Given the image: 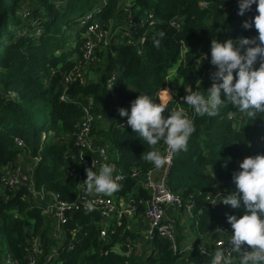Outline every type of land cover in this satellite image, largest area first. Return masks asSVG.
<instances>
[{
    "label": "trees",
    "instance_id": "1",
    "mask_svg": "<svg viewBox=\"0 0 264 264\" xmlns=\"http://www.w3.org/2000/svg\"><path fill=\"white\" fill-rule=\"evenodd\" d=\"M105 1L104 5L103 0H0V264L9 254L23 263L25 248L33 239L42 244L40 264L59 246L43 209L31 204V192L9 195L4 188L6 171L17 164L19 155L27 152L31 160L38 159L34 167L38 191L76 200L82 167L74 139L83 108L90 106L104 117L94 128L96 141L110 148L116 169L126 175L113 194L126 197L134 193L137 182L131 173L155 168L142 155L157 149L164 155L166 146L162 141L147 145L129 125L121 128L127 117H121L118 109L130 112L131 103L140 94L160 104L159 94L172 88L173 71L175 96L164 105L162 116L183 110L193 119L195 131L187 150L174 154L168 183L184 204L194 202L188 216L199 239L187 257L175 254L167 241L157 240L155 252L145 264H210L215 242L227 237L214 233L215 228L230 225L227 215L245 213L243 208L234 209L222 201L213 203L211 195L218 190L233 193L232 175L239 170V163L264 154V114L251 120L226 103L217 116H196L183 97L189 89L206 94L212 85L211 74L216 70L210 63L213 39L235 42L258 35L254 27H242L243 21H251L257 14L256 5L238 15V0H133L129 9L126 0ZM123 16L127 22L123 38L114 37L95 52L94 58L105 60L98 80L67 84L64 80L77 68L75 58L81 54L89 26L96 22L104 27ZM175 20L181 24L179 29L172 26ZM131 28L137 29L131 33L135 44L127 42ZM156 40L159 46H155ZM100 47L105 48L103 52ZM258 66L259 60L254 67ZM114 75L117 83L111 90L108 83ZM64 94L70 101L62 100ZM221 99H225L223 92ZM17 138L25 148L17 146ZM139 197L148 200L149 194L143 192ZM144 211L145 206H140L138 215ZM16 212L21 216H15ZM101 220L97 212H81L66 223L64 230L68 234L77 231L78 239L75 250L61 254L63 264H139L137 257L127 259L111 252L115 243H124L126 251L127 242L138 238L126 229L127 221L103 243L99 238ZM69 240L70 235L65 244ZM178 241L180 245L184 242L180 236ZM202 245L209 248L205 255L199 251ZM146 252L145 248L143 254ZM238 260L234 258L233 264Z\"/></svg>",
    "mask_w": 264,
    "mask_h": 264
},
{
    "label": "clouds",
    "instance_id": "2",
    "mask_svg": "<svg viewBox=\"0 0 264 264\" xmlns=\"http://www.w3.org/2000/svg\"><path fill=\"white\" fill-rule=\"evenodd\" d=\"M253 4L257 14L251 21H243L242 27H254L257 36L241 37L235 42L231 39L211 41L210 63L216 68L211 74L212 85L206 89V94L189 89L183 97L194 115L217 116L226 103L251 120L264 114V0H238V15L251 10ZM154 44L159 46V40ZM258 60L259 66L254 67ZM165 108L149 96L140 94L131 103L130 112L124 108L118 112L121 117H127V125L147 145L155 146L162 141L170 154L186 151L195 131L193 119L183 110L168 111L169 115L164 117ZM142 158L156 169L167 162V157L158 149L143 154ZM85 171L83 183L88 194L111 195L121 187L111 164L103 165L99 172L93 171L92 167ZM232 181L236 191L220 201L234 209L243 208L245 213L240 217L227 215L233 232L226 241L227 248L215 251L210 264H233V256L239 258L238 264H264V154L244 158L239 163V170L233 173ZM85 207L91 210L93 203L86 202Z\"/></svg>",
    "mask_w": 264,
    "mask_h": 264
},
{
    "label": "built area",
    "instance_id": "3",
    "mask_svg": "<svg viewBox=\"0 0 264 264\" xmlns=\"http://www.w3.org/2000/svg\"><path fill=\"white\" fill-rule=\"evenodd\" d=\"M131 17L132 13L129 11ZM153 18V14L149 15ZM172 26L179 29L181 24L178 20L172 22ZM136 28H131L126 33L127 42L135 44L131 33L136 31ZM106 30L98 23H93L89 26L88 37L81 51V60L88 63L93 60L97 48L106 43ZM72 75V74H71ZM71 75L65 78V82H73ZM117 83V76L114 75L108 83V88L113 90ZM172 94H168V92ZM175 96V90L172 91L167 87L159 94L161 102L167 103ZM63 101H70L67 95L62 96ZM165 105V104H164ZM92 107L87 106L83 108V118L78 126V131L75 135V146L79 150V164L81 171L78 176L79 187L78 196L76 200L68 201L62 199L60 194L50 193L45 190L38 191L35 186L34 168L32 171H26L21 165H17L12 169L6 171L4 177V188L9 195L18 194L24 190L31 192V197L35 198L38 202L36 206L43 209L45 219L50 222L52 227V238L57 244V248L47 255L41 264H63L61 259L62 253L75 250L76 242L78 239L77 231L67 233L64 226L69 220H72L78 213H99L101 216L99 238L103 243H108L110 234H116V230L123 226L124 221L135 220L141 218L145 223L142 232L139 233L138 238L134 243L127 242L125 245L126 251L123 250L124 243L117 242L111 248V252L124 255L127 259L137 257L139 264H145L150 255L155 252V242L157 240H165L170 244L171 250L175 254L185 256L193 251L195 246H191L186 241L181 245L178 241V233L176 228V221L169 216L171 212L183 211L188 215L192 213L194 202L190 201L184 204V200L180 195L175 194L168 183L170 171L173 165L174 154H170L165 148L164 155L167 157V162L159 169H151L149 171L135 170L131 173V178L135 179L137 186L134 188V193L126 196L119 197L114 194H88L85 191L83 181L86 179V168H91L93 171L99 170L105 164H111L114 167V177L120 184L126 179V175L121 170L116 169L115 162H112L110 148L107 145L100 144L96 141L93 135L95 126L103 122L104 117L101 114L94 113ZM231 118V117H230ZM121 128H127L126 122L121 123ZM264 140V138H262ZM19 148H25L23 140L16 139ZM37 160V159H36ZM155 170H159L158 177L154 180L152 174ZM143 192L149 194V199L145 200L144 197H139ZM230 194L228 191H217L212 194V202L215 203ZM138 197V198H137ZM86 202H92L93 208L91 210L85 207ZM140 206H145V211L142 215H138ZM233 232L231 225H218L214 233L225 236H230ZM70 235V240L65 244L66 237ZM122 236V235H121ZM143 243L146 245V254L139 258L137 248ZM225 240H217L215 242V251L221 248H227ZM208 247L202 245L199 247L201 254L208 253ZM144 251V250H143ZM142 251V253H143ZM27 256L24 262L14 259L13 255L9 254L4 260L5 264H40L41 256L43 255V248L40 241L33 239L32 243L28 244L25 248ZM237 256H233V259ZM126 264H130L126 261Z\"/></svg>",
    "mask_w": 264,
    "mask_h": 264
},
{
    "label": "rangeland",
    "instance_id": "4",
    "mask_svg": "<svg viewBox=\"0 0 264 264\" xmlns=\"http://www.w3.org/2000/svg\"><path fill=\"white\" fill-rule=\"evenodd\" d=\"M132 1L133 0H126L127 9H129V6L131 5ZM103 3L105 5L106 1L103 0ZM127 9H126V11H127ZM126 28H127L126 16H123L122 18L117 19L114 24H112L111 22H106V25L104 26V29L106 30V33H107L106 43H109L111 41V39L114 37L123 38L124 30H126ZM71 43H74V41ZM103 47H105V46H103ZM103 47L102 48L100 47L99 51L103 52L105 49ZM80 56H81V54H79L75 58L77 61V68L75 69V71L71 75L72 80L79 81L81 84H87L91 81L98 80L100 72H101L103 65L105 63V60L102 59L100 56H96L90 62L84 63L80 59ZM174 73H175L174 71L170 73V81H172V78H173L172 83H175ZM172 83H171L172 88H170V89L172 91H174L175 90L174 88L177 87V84H172ZM168 94H172V93L169 91ZM160 104L164 105L166 103H163L160 100ZM29 155H30V153H27V152L23 153L22 152L19 155L18 162L14 167H16L17 165H21L26 171H32L33 168L36 166L38 159L36 160V158H35V159L31 160ZM14 167H9L8 169H12ZM99 171H100V169L98 170V172ZM234 191H236V189ZM30 202L32 205L40 204V206H42V203L38 202L35 198H32ZM185 213L186 214H184V213L179 214V211H177L176 213H174V214H177V217L176 218L173 216H171V217L175 218L178 236H180V238H183V240L186 241L191 246H195L196 241L199 239V237H198L195 229L192 228V221H191L190 217L188 216V213L187 212H185ZM15 216L19 217L21 215L16 212ZM229 237L230 236L219 238V236H218L219 239H217V240L221 239V240L227 241ZM2 241L6 245V240L3 239ZM35 241H39V240L35 239ZM145 248H146V245H144L143 243H141L139 248H137L140 259H142L143 258L142 256H144L142 251ZM188 254H186L184 257H187ZM182 259H184V258H182ZM5 261L6 260H4L2 262V264H5Z\"/></svg>",
    "mask_w": 264,
    "mask_h": 264
},
{
    "label": "crops",
    "instance_id": "5",
    "mask_svg": "<svg viewBox=\"0 0 264 264\" xmlns=\"http://www.w3.org/2000/svg\"><path fill=\"white\" fill-rule=\"evenodd\" d=\"M96 172H98V170ZM174 213H176V212L169 213V216L170 217L173 216L176 218L177 214H174ZM175 218H172V219H175ZM144 226H145V223L143 222V220L141 218H137L135 220L127 221L126 229L129 231H134L139 236V233L142 232Z\"/></svg>",
    "mask_w": 264,
    "mask_h": 264
},
{
    "label": "water",
    "instance_id": "6",
    "mask_svg": "<svg viewBox=\"0 0 264 264\" xmlns=\"http://www.w3.org/2000/svg\"><path fill=\"white\" fill-rule=\"evenodd\" d=\"M159 175V170H155L152 174V178L155 180Z\"/></svg>",
    "mask_w": 264,
    "mask_h": 264
},
{
    "label": "bare ground",
    "instance_id": "7",
    "mask_svg": "<svg viewBox=\"0 0 264 264\" xmlns=\"http://www.w3.org/2000/svg\"><path fill=\"white\" fill-rule=\"evenodd\" d=\"M68 84V83H67Z\"/></svg>",
    "mask_w": 264,
    "mask_h": 264
}]
</instances>
